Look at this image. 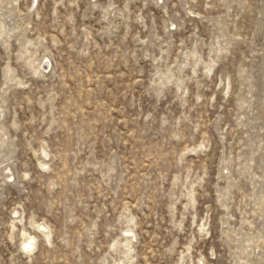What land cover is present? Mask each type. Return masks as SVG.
<instances>
[{"label": "rangeland", "instance_id": "obj_1", "mask_svg": "<svg viewBox=\"0 0 264 264\" xmlns=\"http://www.w3.org/2000/svg\"><path fill=\"white\" fill-rule=\"evenodd\" d=\"M0 264H264V0H0Z\"/></svg>", "mask_w": 264, "mask_h": 264}, {"label": "bare ground", "instance_id": "obj_2", "mask_svg": "<svg viewBox=\"0 0 264 264\" xmlns=\"http://www.w3.org/2000/svg\"><path fill=\"white\" fill-rule=\"evenodd\" d=\"M45 151V150H44ZM43 151V152H44ZM47 153V152H46ZM47 155V154H46ZM43 226V225H42ZM41 226V227H42ZM45 229V228H44ZM48 229V228H47ZM46 230V229H45ZM49 231H50V229H49ZM27 232H25L24 234H26ZM47 233V232H46ZM48 235V234H47ZM46 235V236H47ZM26 236V235H25ZM24 236V237H25ZM49 236H50V234H49ZM25 239V238H24ZM35 240H36V238H35V236H33V235H31V234H29V236H28V233H27V237H26V239H25V241H24V245H23V248H24V250L27 252H31V251H33V249H34V247H35V243H37V242H35ZM37 241V240H36ZM35 250V249H34Z\"/></svg>", "mask_w": 264, "mask_h": 264}]
</instances>
